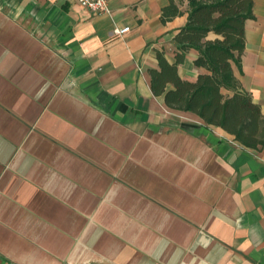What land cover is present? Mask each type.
I'll list each match as a JSON object with an SVG mask.
<instances>
[{
	"label": "crops",
	"instance_id": "0c3cea01",
	"mask_svg": "<svg viewBox=\"0 0 264 264\" xmlns=\"http://www.w3.org/2000/svg\"><path fill=\"white\" fill-rule=\"evenodd\" d=\"M171 1L177 13L162 21L170 0H110L108 15L76 0H0L64 60L75 96L59 111L29 89L0 99V264H264V146L152 94L149 70L158 53L176 62L188 22L186 0ZM252 1L232 68L264 114V0ZM197 57L186 52L180 79L206 72ZM15 60L0 58V94L24 73ZM70 108L89 114L69 119Z\"/></svg>",
	"mask_w": 264,
	"mask_h": 264
},
{
	"label": "trees",
	"instance_id": "16d2710c",
	"mask_svg": "<svg viewBox=\"0 0 264 264\" xmlns=\"http://www.w3.org/2000/svg\"><path fill=\"white\" fill-rule=\"evenodd\" d=\"M187 23L176 35L180 51L176 62L168 64L163 54H157L159 68L149 70L152 94L164 95L170 109L190 111L209 126H218L245 148L257 150L264 146V114L252 102L248 92L233 75L232 63L241 70L245 47V23L254 20L252 0H186ZM172 1L163 11L162 21L172 12ZM177 12H172L176 14ZM208 33L220 38L206 40ZM189 49L198 51L194 61L204 68L196 81H184L177 74ZM168 84L173 89L165 92ZM222 91L231 93L225 95Z\"/></svg>",
	"mask_w": 264,
	"mask_h": 264
},
{
	"label": "rangeland",
	"instance_id": "374dc122",
	"mask_svg": "<svg viewBox=\"0 0 264 264\" xmlns=\"http://www.w3.org/2000/svg\"><path fill=\"white\" fill-rule=\"evenodd\" d=\"M0 26L6 28L0 29V58L13 56L16 59L12 64L14 68L24 71L19 78L12 81L16 87L4 88L0 99L7 103L11 96L12 98L15 96L12 90L20 95V93L26 92L25 89H29L28 92L31 94L28 96L34 98L35 102L49 104L56 111H59V107L64 106L63 104L71 103L75 96L70 88L68 89L66 63L59 54H55L53 47L38 46L30 34L21 33L19 25L4 17L3 14H0ZM20 59L24 63H19ZM8 84L10 83L8 82ZM19 95L16 97H20ZM70 109L69 119L89 114L85 108H80V111L76 112L72 110L74 108ZM45 119L44 123L52 122L48 121L49 117ZM111 128L115 129V127Z\"/></svg>",
	"mask_w": 264,
	"mask_h": 264
},
{
	"label": "built area",
	"instance_id": "2783aa9c",
	"mask_svg": "<svg viewBox=\"0 0 264 264\" xmlns=\"http://www.w3.org/2000/svg\"><path fill=\"white\" fill-rule=\"evenodd\" d=\"M78 5L84 9L89 10L93 14H110L111 8H109L110 0H76ZM130 31L129 27L126 28H114L112 33L114 36L126 35Z\"/></svg>",
	"mask_w": 264,
	"mask_h": 264
}]
</instances>
